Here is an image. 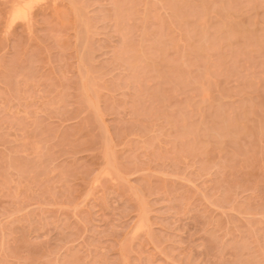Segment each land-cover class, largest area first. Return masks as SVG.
<instances>
[{
    "label": "rangeland",
    "instance_id": "obj_1",
    "mask_svg": "<svg viewBox=\"0 0 264 264\" xmlns=\"http://www.w3.org/2000/svg\"><path fill=\"white\" fill-rule=\"evenodd\" d=\"M0 264H264V0H0Z\"/></svg>",
    "mask_w": 264,
    "mask_h": 264
},
{
    "label": "bare ground",
    "instance_id": "obj_2",
    "mask_svg": "<svg viewBox=\"0 0 264 264\" xmlns=\"http://www.w3.org/2000/svg\"><path fill=\"white\" fill-rule=\"evenodd\" d=\"M23 3H24V2H23ZM25 3H26V2H25ZM22 6H23V5H22ZM22 6H21V7H22ZM28 6H29V5H28ZM30 6H31V5H30ZM17 7H18V5H17ZM23 7H24V6H23ZM31 7H33V6H31ZM18 8H19V7H18ZM26 8H27V7H26ZM24 10H25V8H24ZM28 10H29V9H28ZM17 11H18V10H17ZM30 11H32V10L30 9ZM18 12H19V11H18ZM26 13H27V12H26ZM26 13H24V15H25ZM18 14H19V13L16 12V17H18ZM30 14H31V12H30ZM27 16H29V14H28ZM14 19H15V17H14ZM13 21H14V20H13ZM98 180H99V179H98Z\"/></svg>",
    "mask_w": 264,
    "mask_h": 264
}]
</instances>
